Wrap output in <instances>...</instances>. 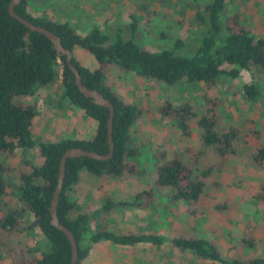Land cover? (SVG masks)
<instances>
[{
	"label": "rangeland",
	"instance_id": "1",
	"mask_svg": "<svg viewBox=\"0 0 264 264\" xmlns=\"http://www.w3.org/2000/svg\"><path fill=\"white\" fill-rule=\"evenodd\" d=\"M208 0H27L29 14L56 24L66 22L75 35L83 37L96 27L108 35L118 34L132 39L148 51L170 48L175 41L183 47L179 55L192 53L201 40L205 26L194 19ZM236 15L240 25L264 39V0H225L222 19ZM135 23L133 32L130 25ZM73 59L82 67L95 69L96 63L85 51L74 47ZM106 85L120 100L135 105L137 121L129 129L128 146L134 150L129 159L131 174L99 178L80 176L68 192L74 203L71 217L89 216V231L101 223L116 235L129 233L155 234L163 239L193 237L214 245L229 259L264 258V202L254 200L257 188L264 183V168L250 160L264 137V72L257 66L240 71L236 78L221 75L207 87L187 83L185 79L164 85L121 72L110 66L103 75ZM252 84L256 97L249 100L242 92ZM35 110L32 137L37 141L89 139L95 124L83 112L69 104L62 95L59 79L49 88L40 89L32 97L18 99ZM206 100L216 103V132L236 128L233 156L219 160L202 146L200 131L190 127L182 135L175 121L159 114L166 102L188 103L196 117L207 113ZM165 159L178 157L193 170V176L204 172L203 195L195 212L182 202H171L166 190L154 183L155 153ZM38 165L35 149L16 150L12 156L0 154V164L9 170L4 175L5 190L0 197V219L6 211L17 212L18 231L0 230V264L37 257L44 251V241L34 229L17 200V174L25 165ZM139 199H135L138 198ZM112 199L108 214L99 212L101 204ZM147 202L144 207L141 206ZM192 211V213H191ZM241 240H252L246 245ZM80 264H200L189 253L172 248L167 242L156 248L146 244L118 247L109 243L92 246ZM201 264H213L204 261Z\"/></svg>",
	"mask_w": 264,
	"mask_h": 264
},
{
	"label": "trees",
	"instance_id": "2",
	"mask_svg": "<svg viewBox=\"0 0 264 264\" xmlns=\"http://www.w3.org/2000/svg\"><path fill=\"white\" fill-rule=\"evenodd\" d=\"M10 0H0V154L12 156L16 150L35 149L38 165L27 164L17 174V200L20 211L29 216L34 229L44 241V251L37 257L19 260L14 264H68L71 258L66 237L50 225L49 204L57 184L59 160L62 153L71 147L104 155L108 152L106 121L108 111L94 105L77 90L73 74L68 69L64 56L58 55L52 44L41 34L30 32L16 19L9 16L7 8ZM225 0H208L200 13L194 14L199 25L205 26L200 32L199 45L187 56L178 54L182 42L175 41L168 49L148 51L139 47L132 39L123 40L118 34L108 35L104 30L92 28L83 37L75 35L66 23L56 24L39 20L28 12L27 0H20L13 8L16 15L33 25L41 26L56 35L63 48L73 51L78 47L87 52L95 61V69L80 66L73 57L72 66L77 70L81 83L97 90L113 107L111 122L112 156L107 160H93L87 157L67 158L64 163L63 179L56 205L57 221L73 235L77 261L80 264L89 249L99 243H109L118 247L142 244L160 247L167 242L172 248L192 254L199 263L213 264H264V258L243 257L229 259L209 242L193 237H172L163 239L155 234L129 233L116 235L101 223L94 232L89 231V216L78 214L71 217L75 208L68 192L76 185L80 176L99 178L118 177L133 170L129 159L134 150L128 146L129 129L137 121L140 111L130 103L118 98L103 84V75L110 66L121 72L164 85H173L185 79L187 83L213 86L218 77L236 78L240 71H248L257 66L264 72V39L253 36L240 25L236 15L222 19ZM135 23L130 31L135 30ZM59 79L63 97L73 107L81 110L95 128L89 139L58 141H35L32 137V120L35 110L32 105L18 99L34 96L40 89L51 87ZM242 92L249 100L256 97L252 84L244 85ZM207 113L196 117L188 103L178 105L166 102L159 108V114L176 122L182 135H189L190 127L200 131L203 147L210 150L219 160L235 153L234 145L238 137L236 128H228L220 134L216 132L217 119L213 113L216 103L206 100ZM154 187L166 190L171 202H182L190 210L199 205L203 195L204 175L193 176V170L178 157L165 159L162 152L155 153ZM250 160L258 168H264V137L260 145L250 155ZM9 169L0 164V197L4 193V175ZM135 199H139L135 198ZM254 200L264 202V183L256 190ZM140 201V200H139ZM140 201L142 207L146 205ZM113 207L112 199L101 204L100 211L108 214ZM0 219V230L18 231L17 212L6 211ZM192 213V211H191ZM246 245H255L252 240H241Z\"/></svg>",
	"mask_w": 264,
	"mask_h": 264
},
{
	"label": "water",
	"instance_id": "3",
	"mask_svg": "<svg viewBox=\"0 0 264 264\" xmlns=\"http://www.w3.org/2000/svg\"><path fill=\"white\" fill-rule=\"evenodd\" d=\"M20 0H10L8 4V14L12 18L16 19L19 23H21L25 28H27L30 32H36L38 34H41L44 36L51 44L54 49V51L58 55L64 56V61L68 67V69L73 74V81L74 84L79 91V93L84 97L88 98L94 105L104 107L108 111V118L106 121V133H107V144H108V152L104 155L97 154L95 152L91 151H85L80 148L71 147L66 149L59 160V168H58V174H57V184L55 186V189L52 193V197L49 204V216H50V225L56 228L58 231L63 233V235L66 237L70 252H71V258L70 262L68 264H75L77 261V251H76V244L73 238V235L69 230H67L64 226H62L58 221L56 217V205H57V199L58 194L60 192L61 188V182L63 179V172H64V163L67 158H78V157H87L93 160H107L112 156V141H111V122H112V116H113V107L111 103L105 99L97 90L90 89L85 87L81 83V79L79 74L77 73V70L72 66L71 64V58L72 53L71 51L63 48L60 44L59 38L54 35L49 30L33 25L27 20L23 19L22 17L16 15L13 11L14 6L19 2Z\"/></svg>",
	"mask_w": 264,
	"mask_h": 264
}]
</instances>
